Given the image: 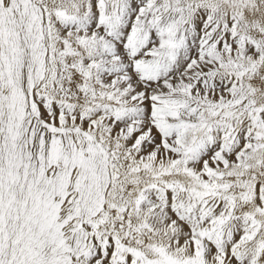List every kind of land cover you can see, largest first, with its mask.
Segmentation results:
<instances>
[{
    "label": "snow or ice",
    "instance_id": "snow-or-ice-1",
    "mask_svg": "<svg viewBox=\"0 0 264 264\" xmlns=\"http://www.w3.org/2000/svg\"><path fill=\"white\" fill-rule=\"evenodd\" d=\"M0 264H264V0H0Z\"/></svg>",
    "mask_w": 264,
    "mask_h": 264
}]
</instances>
